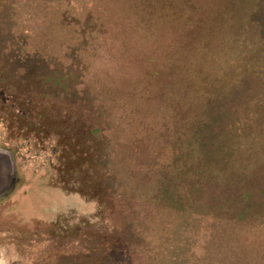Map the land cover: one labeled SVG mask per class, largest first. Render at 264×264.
Here are the masks:
<instances>
[{"label": "rangeland", "instance_id": "374dc122", "mask_svg": "<svg viewBox=\"0 0 264 264\" xmlns=\"http://www.w3.org/2000/svg\"><path fill=\"white\" fill-rule=\"evenodd\" d=\"M0 264H264V0H0Z\"/></svg>", "mask_w": 264, "mask_h": 264}, {"label": "water", "instance_id": "95a60500", "mask_svg": "<svg viewBox=\"0 0 264 264\" xmlns=\"http://www.w3.org/2000/svg\"><path fill=\"white\" fill-rule=\"evenodd\" d=\"M14 170L12 155L0 151V193L9 185Z\"/></svg>", "mask_w": 264, "mask_h": 264}]
</instances>
